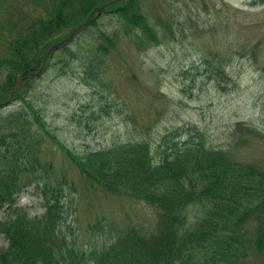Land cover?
<instances>
[{"label":"trees","instance_id":"16d2710c","mask_svg":"<svg viewBox=\"0 0 264 264\" xmlns=\"http://www.w3.org/2000/svg\"><path fill=\"white\" fill-rule=\"evenodd\" d=\"M8 1L0 0V13L8 17L0 23V236L6 242L0 245V264H201V255L205 261L210 256V264H221L231 255L242 258L250 253L264 258V169L211 146L202 130L188 124L167 131L153 145L134 109L126 115L135 136L78 154L58 138L28 96L35 79L52 65L55 52L56 63L67 65L75 53L68 45L108 16L114 22L109 29L87 31L93 48L83 59L81 75L88 85L103 80V88L126 101L111 88L115 56L174 37L169 23L151 19L144 11L147 0H50L52 10L45 16L23 22L28 8L22 6L20 20L12 23ZM262 5L264 0L248 4ZM91 17L83 30L64 41ZM184 18L183 23L177 21V32L187 27L196 31L191 14L185 12ZM212 25L218 27L219 20L210 22V30ZM239 39L216 48L211 59L205 55L208 77L222 89L233 83L226 68L234 51L243 52L240 57L246 55L264 73L258 61L260 45L248 46ZM150 90H158L153 98L164 102L158 87ZM160 115L161 109L155 108L149 121ZM251 133L256 131L237 122L230 130L232 146ZM55 153L61 158L57 164L49 157ZM32 185L31 194L43 207L40 214L31 215L30 206L19 204L21 192ZM80 192L93 201L105 194L140 201L153 211L152 219L105 227L114 232L109 240L85 248L66 229L72 227L68 216L71 222L79 219ZM99 223L96 216L89 224Z\"/></svg>","mask_w":264,"mask_h":264},{"label":"rangeland","instance_id":"374dc122","mask_svg":"<svg viewBox=\"0 0 264 264\" xmlns=\"http://www.w3.org/2000/svg\"><path fill=\"white\" fill-rule=\"evenodd\" d=\"M250 1L147 0L144 11L151 19L161 18L169 23L174 37L138 52L124 49L121 55L115 56L112 72L116 80L111 88L126 96V101L103 88V80L88 85L81 75L83 59L93 48L87 31L100 29L96 27L109 29L114 23L108 16H102L98 26L82 31L68 45L75 53L70 55L67 65L62 67L56 63L59 51L55 52L50 61L52 65L35 79L28 96L34 99L58 138L78 154L108 148L115 142L135 136L137 131L128 124L126 115L127 110L134 109L146 138L153 145L167 131L188 124L202 130L211 146L231 152L239 161L251 162L264 169V73L252 59L253 62L246 55L240 57L243 52L234 51L226 68L233 83L222 89L208 77L204 59L206 54L209 59L213 58L216 48L240 37L245 45H260L258 61L264 65V5L250 8ZM8 6L14 16L13 20L9 18L11 23L24 11L22 6L28 8L21 18L23 22H29L33 15L45 16L44 13L52 7L50 0H9ZM185 12L191 14V25H197V30L187 27L183 28V33H178L177 21L185 22ZM7 18L4 11L0 13L1 24ZM215 19L219 20V28L212 25V29L217 27L212 31L209 26ZM158 25L163 28L159 22ZM3 52L0 45V53ZM151 86L158 87L164 102L153 98L158 90L151 91ZM155 108L161 109V115L150 122L149 117ZM91 112H95L93 117ZM237 122L250 126L256 133L244 135L238 144L232 146L230 130ZM59 155L55 153L49 157L57 164L61 160ZM32 189L33 185L21 192L19 204L30 206L31 215L40 214L43 207L40 199L31 194ZM88 195L79 193V219L76 223L71 222L68 216L67 223L72 227L66 228L68 235L76 236L77 243L85 248L95 246L101 239L109 240L114 232H108L105 227H120L128 219L145 223L152 219L153 211L140 201L109 194L99 195L98 200L93 201ZM68 211L69 215L73 212ZM96 216L100 219L98 227H90L89 223ZM5 244L0 236V245ZM201 257L202 261L196 260L201 264L212 261L210 256L206 261ZM263 259L250 253L242 258L231 255L220 261L221 264H260Z\"/></svg>","mask_w":264,"mask_h":264},{"label":"water","instance_id":"95a60500","mask_svg":"<svg viewBox=\"0 0 264 264\" xmlns=\"http://www.w3.org/2000/svg\"><path fill=\"white\" fill-rule=\"evenodd\" d=\"M101 8H103V6L101 7ZM96 10H98V9H96ZM96 10H93L92 11V16L94 15V13H95V11ZM91 19H92V17L87 21V22H85L84 24H82L81 26H78L70 35H69V37L66 39V40H68L75 32H79L84 26H86L90 21H91ZM59 44H62V42H60Z\"/></svg>","mask_w":264,"mask_h":264},{"label":"bare ground","instance_id":"6f19581e","mask_svg":"<svg viewBox=\"0 0 264 264\" xmlns=\"http://www.w3.org/2000/svg\"><path fill=\"white\" fill-rule=\"evenodd\" d=\"M60 42V41H59Z\"/></svg>","mask_w":264,"mask_h":264}]
</instances>
